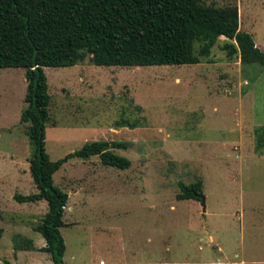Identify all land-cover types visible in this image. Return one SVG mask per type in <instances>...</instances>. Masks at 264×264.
<instances>
[{
  "label": "rangeland",
  "instance_id": "1",
  "mask_svg": "<svg viewBox=\"0 0 264 264\" xmlns=\"http://www.w3.org/2000/svg\"><path fill=\"white\" fill-rule=\"evenodd\" d=\"M236 5L239 31L264 52V0H199ZM220 37L208 62L181 66L44 68L50 95L45 149L52 161L92 141L130 167L70 159L53 176L68 195L60 228L65 264H264V71L227 57ZM25 70L0 69V264H53L34 231L47 202L37 192ZM121 119L135 129L117 127ZM201 180L200 201L177 200ZM31 240V241H30ZM30 251L26 249L31 248Z\"/></svg>",
  "mask_w": 264,
  "mask_h": 264
},
{
  "label": "trees",
  "instance_id": "2",
  "mask_svg": "<svg viewBox=\"0 0 264 264\" xmlns=\"http://www.w3.org/2000/svg\"><path fill=\"white\" fill-rule=\"evenodd\" d=\"M220 37L227 57L239 54L244 65L259 64L264 52L252 36L239 31L236 5L215 7L199 0H0V69L25 70V108L31 147L29 173L37 192L17 194L18 203L47 202V213L34 231L53 264H65L66 246L60 233L65 226L68 195L53 185V176L68 160L97 156L103 166L130 167V160L113 149H126L122 141H92L56 161L46 149L50 95L44 68L71 67L86 58L95 66H181L208 62ZM138 121L121 119L117 127L135 129ZM177 200L200 201L201 180L180 185ZM31 241V240H30ZM31 248L26 249L30 251Z\"/></svg>",
  "mask_w": 264,
  "mask_h": 264
},
{
  "label": "water",
  "instance_id": "3",
  "mask_svg": "<svg viewBox=\"0 0 264 264\" xmlns=\"http://www.w3.org/2000/svg\"><path fill=\"white\" fill-rule=\"evenodd\" d=\"M200 204L202 207V212L206 211V205H205V197L203 195H200Z\"/></svg>",
  "mask_w": 264,
  "mask_h": 264
},
{
  "label": "crops",
  "instance_id": "4",
  "mask_svg": "<svg viewBox=\"0 0 264 264\" xmlns=\"http://www.w3.org/2000/svg\"><path fill=\"white\" fill-rule=\"evenodd\" d=\"M45 246V245H44ZM42 248V247H41Z\"/></svg>",
  "mask_w": 264,
  "mask_h": 264
}]
</instances>
